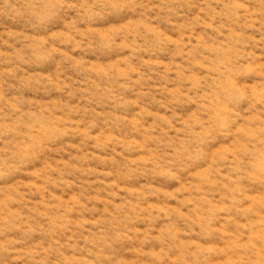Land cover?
<instances>
[{"label": "rangeland", "instance_id": "obj_1", "mask_svg": "<svg viewBox=\"0 0 264 264\" xmlns=\"http://www.w3.org/2000/svg\"><path fill=\"white\" fill-rule=\"evenodd\" d=\"M0 264H264V0H0Z\"/></svg>", "mask_w": 264, "mask_h": 264}]
</instances>
